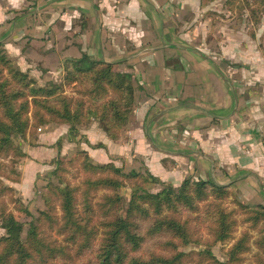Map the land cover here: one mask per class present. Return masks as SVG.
Listing matches in <instances>:
<instances>
[{"label": "crops", "instance_id": "obj_1", "mask_svg": "<svg viewBox=\"0 0 264 264\" xmlns=\"http://www.w3.org/2000/svg\"><path fill=\"white\" fill-rule=\"evenodd\" d=\"M218 2L0 0V45L21 71L60 82L64 62L86 55L133 84L119 140L92 119L79 130L84 142L53 148L68 129L55 126L38 145L23 142L11 186L30 197L49 161L80 147L95 164L143 168L173 187L187 177L234 184L241 202L264 205V106L247 88L264 78L254 70H264V45Z\"/></svg>", "mask_w": 264, "mask_h": 264}, {"label": "trees", "instance_id": "obj_2", "mask_svg": "<svg viewBox=\"0 0 264 264\" xmlns=\"http://www.w3.org/2000/svg\"><path fill=\"white\" fill-rule=\"evenodd\" d=\"M214 0H200L203 6L206 2ZM232 5L246 7L251 17L256 21L257 16L264 19V0H227ZM4 56H0V160L8 157L21 158L24 153L21 146L15 143L18 137L24 138L29 121L34 124V129L47 123L60 121L69 125L68 135L72 141L79 130L87 127L92 119L98 120L105 130L109 140L117 141L127 122L133 104V84L131 76L118 73L112 66L103 62L91 61L86 55L79 59L66 60L63 64L64 84L71 86L73 93L79 98H68L63 90L56 88L44 90L30 87L32 82H26L25 75L13 71L12 86L7 80L2 79V68L8 64ZM11 75V72L7 71ZM18 86V87H17ZM30 115V116H29ZM100 146V145H98ZM11 165L13 162H10ZM6 164L0 161V176L4 175ZM83 170L92 178H87L82 183L83 190L65 185H49L45 187L47 194L43 195L44 211H39L34 217L21 207L22 212L29 217L27 239L22 240L21 234L26 223L19 221L12 213H1V228L4 235L0 237V264H55L61 260L62 264H71L73 258L68 251L53 243L46 242L40 236L38 224L41 220L58 221L52 227L55 233L63 235L61 243L66 248L71 245L74 257L81 256L83 250L92 246L91 235L94 234V225L98 223L101 229V238L98 248L94 252L92 264H181L191 255H196L197 264L210 260V264H236L239 254L247 252V234L231 245L225 261L216 260L208 250L184 255L175 251L173 247L170 256L149 254L147 258L138 255L145 237L153 238L160 234L170 235L178 239L180 246L187 245L191 239L188 222L182 221L183 212L195 211L198 203L204 204L202 219L209 222L213 238L212 243L223 242L231 239L235 223L224 212L220 202L236 194V186H218L210 181L190 178L184 179L178 189L171 185L165 186L156 193H149L145 187L156 183L152 175L144 176L136 171L129 174L111 164L92 165L83 162ZM55 173V171H54ZM134 180L130 187L131 193L128 202L123 204L119 191L127 184L126 181ZM16 181V179H13ZM1 186V185H0ZM4 187V186H3ZM2 188V186H1ZM9 192L11 193V188ZM105 191L95 208L89 201V196L98 191ZM81 195V202L76 196ZM54 199L50 207L49 199ZM213 202H209L208 200ZM240 209H245L248 216L245 221L251 222L255 227L261 224L260 234L264 233V206L254 205L249 207L237 200ZM58 207L59 217H52L54 208ZM106 218L97 221L90 228L93 219ZM143 231V233H142ZM197 243L198 241H192ZM65 248V249H66ZM257 248L264 252V236L259 237Z\"/></svg>", "mask_w": 264, "mask_h": 264}, {"label": "rangeland", "instance_id": "obj_3", "mask_svg": "<svg viewBox=\"0 0 264 264\" xmlns=\"http://www.w3.org/2000/svg\"><path fill=\"white\" fill-rule=\"evenodd\" d=\"M219 1L217 4V7L222 9L224 14H231L234 16V19L232 21V26H235V28H242V24H247L246 27L248 28V35L251 38H256V43L259 45H264V19L260 16H257L256 21H254V18L251 17V13L249 10L244 6L241 8L238 7V3L235 4H228L227 0H214L211 2H206L202 7L207 6L210 3ZM250 1V0H249ZM30 2V0H28ZM20 12V10H19ZM222 17H224L223 14H221ZM220 15V16H221ZM251 23V24H248ZM254 27V30H253ZM260 28V29H259ZM256 29H259L261 32H257ZM256 34V36H255ZM261 42V43H260ZM264 53V51H263ZM4 56L5 60L8 61L7 65L4 64V68H2V79L7 80L11 83L12 86L16 87V84L12 82L13 73L15 71H19L21 74L25 75V80L28 82L29 80L32 82L30 84V87L33 89H52L56 88L58 91L63 90V94L68 98L77 99L79 98L76 94L73 93V89H71V86H67L64 84V76L63 73L61 81H45L46 77H42V75L39 76V73L31 74L28 71H21L17 66L13 58L7 55L6 50L0 45V56ZM262 58L264 59V55L262 54ZM255 72L257 74V77H264V70L257 69L254 67ZM263 68V67H260ZM13 70L14 72H12ZM7 71L11 72V75L7 73ZM40 78V80H39ZM256 79V78H255ZM18 87V86H17ZM248 89L252 90V97L257 102V106H264V78L259 82H254L251 86L247 87ZM245 89V87H244ZM260 92H263V94L259 95ZM30 116V115H29ZM55 126H65L69 128V125L67 123H62L59 120L55 123H47L45 125H42L40 127H37L34 129V124L29 121L28 129L25 132L24 138L18 137L15 141V143H18L23 145V142L28 143L32 146L38 145L39 137H43V134L50 131V129L54 128ZM104 128V126H103ZM68 132V129H67ZM65 132V134L57 139L55 144L51 145L50 147H58L61 143L64 142H70V138L68 133ZM47 136V135H46ZM41 137V138H42ZM84 142V137L81 135L80 131L72 140L71 142ZM49 142L46 140L43 142V144ZM22 153L26 156L25 150L22 149ZM24 156V157H25ZM12 157L8 156L6 158L1 159L2 164H6L5 166V172L4 175L0 176V215L1 213H12L15 218H17L19 221L26 223L24 226V230L21 234L22 240L27 239V229H29L28 226V220L29 217H27L24 212H22L21 207L25 209L28 213H30L32 216L37 217L39 211H44L47 209L43 200V195L47 194V191H45V187L49 185H69L71 188H80V194L83 190V182L87 178H92V176L89 173H86L83 168V162H87L92 165H103V164H95L92 163L89 159L87 153L82 150L80 147H72L68 148L66 150V154L57 156L52 158V160L49 161V166L46 167L45 172L38 173L37 175H41L40 177L37 176L38 181L37 184L33 186V191L31 193L30 197H23L20 195L17 190L13 186H11L12 183H17L19 181L20 173H19V166L18 161L22 158ZM13 162L11 165L10 162ZM105 164H111L112 163H105ZM114 166V165H113ZM116 167V166H114ZM123 171L125 174H129L131 171H136L138 173H141L142 175L146 176L149 175V172L143 168L134 170L129 169L125 167H116ZM55 171V173H54ZM189 178V177H187ZM13 179H16V181H13ZM156 183H150L149 185H146L145 189L149 193H156L160 190H162L165 186L171 185L167 184L165 182L160 181L158 178H156ZM186 179V178H184ZM184 179L181 181V183L184 181ZM192 179V178H190ZM40 180V182H39ZM194 181H197L195 179H192ZM127 184H125L124 187H122L119 191V194L121 195L123 204L128 202L129 195L131 193L130 187L133 184L134 180H128L126 181ZM181 183L173 187L174 189H178V187L181 185ZM4 186V187H3ZM11 188V193L9 192ZM107 194L105 191H98L95 194H91L89 196V201L91 205L95 208V203L100 201L101 197ZM77 195V194H76ZM79 195V194H78ZM76 196V199H78V202H81V195L78 197ZM241 202L235 194L234 198L229 195L227 198H225L223 201L220 202L221 207L225 210L224 212L230 213L229 218L234 221L235 228L232 230L231 233V239L225 240L223 242L218 241L217 243L210 246V244L213 241L212 235H211V224L207 221H204L202 217V213L204 210V204L198 203V209L195 211L190 212H183L182 215H180V219L182 221L188 222L189 232L191 235V239L189 240L188 244L185 246H180L178 239H174V237L170 235H164L160 234L158 236H155L153 238L145 237V240L143 244L141 245V248L138 251V255H140L143 258H147L149 254H158L162 256H170L173 252H183L184 255L189 253H196L203 250H208L211 255L218 261H225L228 256V251L231 247V245L236 241L237 239L241 238L243 233L247 234V241L246 244L249 247L247 252L243 254H239L238 258L239 260L236 262V264H264V252L261 249L257 248V242H259L260 234L259 230L261 227V224L256 225L255 227H252L250 224L251 222L245 221L247 217L251 214H248L245 209H240L237 205V202ZM209 202H213L210 199ZM50 205V207L53 206L54 199L50 198L46 204ZM243 203V202H241ZM245 205V203H243ZM247 205V204H246ZM260 205V204H258ZM249 207H252L248 205ZM264 206V205H263ZM52 217L55 220V217H59V209L58 207L54 208V211L52 212ZM98 219H93L91 221V224L88 226V228L91 229V227L96 223L97 221H103L106 218H100L99 215H97ZM58 221H44L41 220L38 224V229L40 230V236L45 240L46 242L53 243L54 246H60L62 244L61 248H63L65 251H68L70 253V256L73 258V261L71 264H92L94 263V252L98 248V243L101 236V229L98 226V223L94 225V234L91 235L90 241H92V246L87 249L83 250L81 256L74 257V248L73 246L69 245L67 248L66 246L61 243V240L63 239V235L55 233V229L52 227L56 224ZM94 222V223H93ZM143 233V231H142ZM4 235V230L1 228V216H0V237ZM198 241L197 243H194L192 241ZM178 246V247H177ZM173 247H177L175 251H173ZM66 248V249H65ZM197 257L196 255H191L190 257L186 258L181 264H197ZM63 263V262H62ZM61 260H57L55 264H62ZM200 264H210V260L206 261L204 263Z\"/></svg>", "mask_w": 264, "mask_h": 264}]
</instances>
